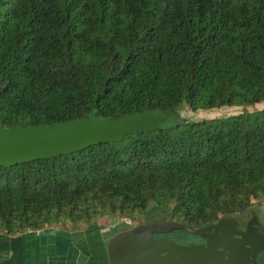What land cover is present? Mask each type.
Masks as SVG:
<instances>
[{
    "label": "trees",
    "instance_id": "trees-1",
    "mask_svg": "<svg viewBox=\"0 0 264 264\" xmlns=\"http://www.w3.org/2000/svg\"><path fill=\"white\" fill-rule=\"evenodd\" d=\"M261 102L264 0H0L3 126L241 106L0 166V232L152 205L193 227L264 217V106L245 108Z\"/></svg>",
    "mask_w": 264,
    "mask_h": 264
},
{
    "label": "water",
    "instance_id": "water-1",
    "mask_svg": "<svg viewBox=\"0 0 264 264\" xmlns=\"http://www.w3.org/2000/svg\"><path fill=\"white\" fill-rule=\"evenodd\" d=\"M178 119L175 111L144 109L119 115H96L38 124L3 126L0 120V166L55 157L126 134L151 131ZM221 219L217 221V224ZM175 224L172 228H178ZM216 226V225H215ZM159 224L146 223L117 233L106 245L107 264H235L245 259L239 252L242 242L227 240L224 234L205 242V246H183L171 240H153ZM236 243H239L237 247ZM246 244V243H244ZM221 247L227 251L226 257ZM243 253V254H241Z\"/></svg>",
    "mask_w": 264,
    "mask_h": 264
},
{
    "label": "flooded vegetation",
    "instance_id": "flooded-vegetation-1",
    "mask_svg": "<svg viewBox=\"0 0 264 264\" xmlns=\"http://www.w3.org/2000/svg\"><path fill=\"white\" fill-rule=\"evenodd\" d=\"M219 219L221 222L217 224ZM146 223L159 224L160 229L152 233L153 240H171L183 246H205V242L212 237L224 234L227 240L242 242L238 250L244 253L245 259L235 264H264V217L260 208L253 207L238 213L224 214L214 221L193 227L171 217L163 208L153 207V205L148 207L144 215L135 223H131L130 220H119L109 224L106 231L97 227L100 232L101 248L96 243L92 254L79 255L78 253L76 258L79 256V259L76 264H107L106 245L109 239L111 238L112 241L115 236H118L117 233L132 230ZM175 224H181V226L172 228ZM238 244L236 243L235 246L237 247ZM219 250L222 251V256L226 257L227 251L216 247V251Z\"/></svg>",
    "mask_w": 264,
    "mask_h": 264
},
{
    "label": "rangeland",
    "instance_id": "rangeland-1",
    "mask_svg": "<svg viewBox=\"0 0 264 264\" xmlns=\"http://www.w3.org/2000/svg\"><path fill=\"white\" fill-rule=\"evenodd\" d=\"M264 106V102L252 105V106H246V110L250 111L253 109H259ZM241 106H222L216 109H210V110H196V111H191L187 106H182L179 111L178 115L193 119V120H199L202 118H211V117H220V116H227L230 114H236L240 112ZM250 201L256 205H259V207H264V196L253 199L251 198ZM258 208V206H257ZM118 217L116 215H107L105 217L99 218V219H93L92 221L87 222V224L82 223L80 225L75 224L73 222H70L68 220L61 221L58 223H51V224H45L43 226V234L47 233H54L57 232L58 235L66 239L69 238L67 241L73 243L72 247V252L69 249V245L66 246L68 248L67 255L69 256L71 254V257L75 256V253L78 251L80 253L81 251H85L86 253H92L94 252L93 248H96V243L99 244L100 248L102 246L101 240H100V232L97 227H101V229H105L106 231L107 226L109 224L117 221ZM141 218L140 216L138 218H132V219H122L123 221L125 220H130L131 223H135L136 220ZM114 219V220H113ZM96 225V226H92ZM41 230V229H40ZM25 231H28L25 230ZM32 231V230H31ZM59 236H57V242L61 243V240L59 239ZM89 242V244H88ZM101 252H103L102 249H100ZM81 255V253L79 254ZM66 257H62L61 261H65ZM79 259V256L75 260H70L69 264H76V261ZM60 262V261H59ZM78 262V261H77Z\"/></svg>",
    "mask_w": 264,
    "mask_h": 264
},
{
    "label": "crops",
    "instance_id": "crops-1",
    "mask_svg": "<svg viewBox=\"0 0 264 264\" xmlns=\"http://www.w3.org/2000/svg\"><path fill=\"white\" fill-rule=\"evenodd\" d=\"M43 231L42 228L16 234L0 232V264H69L76 259L77 252L73 257L67 255L66 246L69 245L71 252L73 247V243L67 241L69 238H61L57 232L44 235ZM57 236L61 243L57 242ZM80 253L89 254L81 250ZM62 257L66 260L61 261Z\"/></svg>",
    "mask_w": 264,
    "mask_h": 264
}]
</instances>
